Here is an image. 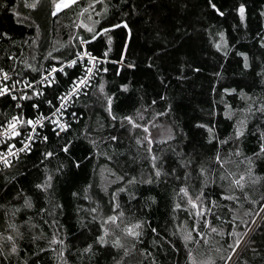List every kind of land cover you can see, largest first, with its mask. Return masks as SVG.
I'll return each mask as SVG.
<instances>
[{
  "label": "trees",
  "instance_id": "obj_1",
  "mask_svg": "<svg viewBox=\"0 0 264 264\" xmlns=\"http://www.w3.org/2000/svg\"><path fill=\"white\" fill-rule=\"evenodd\" d=\"M24 2L25 0H0V4L5 5L0 7V67L11 71L16 79L25 72L30 79L32 77L37 79L39 78L37 73L25 68V61L38 69L41 66L47 69L51 64L58 63L55 60H46L44 57L47 52L55 47L59 51L53 55L67 58L69 51L74 53L77 50L70 46V37L72 44H78L76 34L82 36L88 34L83 28L74 26L80 23L81 18L76 15L80 11L79 7H74L71 11L64 10L53 17L50 11L43 8L40 10L25 8ZM88 2L89 0H83L80 7ZM215 2L222 10H227L225 17L216 15L206 5V0H127L128 6L123 10L119 7L120 0H111L112 6L99 26L108 27L123 20L129 24L131 35H128L129 29H113L109 33L113 37L111 46L108 45L107 37L102 40L98 38L97 41L86 46L87 50L98 57L103 55L106 48H111L107 61L103 62V67L108 71L101 72L94 83L98 84L100 77H103L106 92L113 95V110L117 117L135 116L137 109L147 107L156 100L157 103L145 113L144 121L151 118L153 111L165 112L164 116L157 117L158 126L152 129L153 138H162L160 134L162 126L168 128L172 126L173 132L178 136L172 146L186 156L194 158L197 164L208 165L209 158L217 148H221L222 155L227 157L230 149L238 147L243 155L231 157L229 170L236 173L246 171L247 164L239 161L249 157L253 159L254 174L264 178V158L253 157V153L259 147L257 129L264 128V120L258 116L248 119L245 133L235 145L232 140L225 145H220L216 141L208 144L206 129L196 126L198 123L208 124L214 128V134L220 140L227 139L233 134L236 121L242 118L239 110L252 103L251 100L241 99V89L246 95L255 96L257 100L264 97V82L256 75L260 71L261 58H264V49L260 48L257 39V33L264 32V17L259 15L260 11L264 10V0H215ZM240 3L246 6V19L243 24L234 11ZM134 6L137 7L132 10ZM100 7L103 5L101 4L97 11ZM9 9L18 11L19 17ZM82 19L85 23H89L87 14ZM93 19L99 17L93 16ZM220 30L225 32L231 49L227 56L223 52L216 51L209 35ZM4 33L7 35L4 36ZM215 38L219 39L218 36ZM61 44L65 47L60 48ZM238 52L248 55L250 68L243 67L244 60L242 56L237 55ZM9 56L14 59L9 60ZM33 56L35 60L32 59ZM129 63L134 64L135 67L128 68ZM80 70L77 66L66 68L67 76L59 73L58 85L46 90V98L53 99L63 92L70 83L71 77L79 75ZM217 72L220 73L219 77L215 75ZM124 84L128 85L127 91L121 89V85ZM224 89H236V91L225 93ZM161 96L164 97L163 100L159 99ZM93 102L94 97H81L78 102L69 105L67 114L63 118L71 121L72 129L60 141L57 142L55 136L51 135L50 128L43 130L42 134L50 135V143L48 145L38 143L32 153L22 154L20 163L7 174V185H5L4 171L0 169V232H4L8 221L12 220L24 233L22 240L17 239L19 251L12 257V264H20L26 258L31 259V253L47 247L48 240L52 236V229L44 223L47 217H42L39 213L40 208L46 207L45 196L42 193L37 196L34 184L43 179L44 165L39 163L40 153L46 148L57 150V143L63 144L67 139L75 140V144L70 155L57 150L58 160L64 163L65 168L63 174H54L55 202L63 205L62 214L57 215L56 218L63 226L60 237L66 241L67 264H115L118 260L121 264L125 262L152 264L153 257L157 264H188L186 249L179 233L173 235L177 227L175 217L178 215L180 221H184L186 217V213L172 212L173 197L178 185L163 177L159 182L152 184L137 182L133 185H124L121 182V186L126 187L127 190L118 194L117 201L125 213V223H132L137 219L146 222L144 234L139 241H133L131 238L123 240L124 246L130 249L128 257H124L122 249L113 248L111 245L102 248L94 244L96 237L100 235L99 224L95 226L87 224L83 214H78L76 209L95 206L101 197L103 198L101 207H107L109 196L101 191V187L108 186L115 191L117 186L109 183L114 177L108 171H104V179H101L102 169L112 168L119 174L127 173L129 178L136 176L139 181L141 175L147 177L150 166L147 159H144L147 155L144 149L138 150L135 136L128 130L130 126L124 122L122 130L121 121L117 119L114 123L111 122L99 104L94 110L87 107ZM25 105V110L31 112L27 102ZM225 105L231 109L232 119L224 115ZM41 110L47 113L48 105L42 103ZM72 112L78 113V119L72 120ZM14 113V106L0 98V119H3L4 114L10 116ZM106 118L111 126L105 124ZM88 123H91L92 128L95 129L94 137L106 138L110 134H119L118 143L105 139L104 144L100 145L101 153L112 155L111 161L102 154H96L92 145L79 137V132ZM99 125L105 127L100 128ZM136 135H140V130H136ZM153 148L157 154L163 148L169 165L177 166L172 162L178 158L167 146L154 144ZM133 157L136 159L133 160ZM75 161H79V167L76 166ZM56 166L57 160H52L47 165L49 169H54ZM165 171H171V167L166 165ZM179 171L183 176V170ZM212 175L219 181L218 167ZM227 185L226 181L225 187ZM196 187L199 188V183ZM21 190L32 199L33 209L21 207L23 196L17 198L16 195ZM221 190L217 183L215 187L210 185L207 191L209 196L218 200ZM245 191L252 200L256 201V204L243 201L244 206L241 208L236 204H229L228 201H222L224 205L237 208L236 214L240 219L233 221L232 214L225 207L221 215L227 223L216 221L213 217V226L223 227L225 232L231 233L234 231V224L236 232L241 236L245 234L249 224L253 222L250 215H245V211L255 215L261 209L259 205L264 200V179L256 184L248 181ZM74 192L78 194L75 197L72 195ZM85 195L91 197V201L84 199ZM130 195L135 199H130ZM152 198L155 199V203H152ZM241 199L243 200L242 194ZM12 208L20 209L15 217L11 216ZM33 224L39 227L33 229L30 227ZM149 225L157 228L159 235L153 234ZM41 231L44 233V238L33 242L32 237ZM116 235L121 233L117 231ZM209 236V244L205 245L201 241L196 249L195 258L199 261L211 254L216 264H223L220 256L227 258V252L222 251L217 254L215 249L217 247L226 249L237 237L221 238L211 233ZM163 238L174 243L176 249L174 250ZM87 244H94L92 252L90 255L82 256L80 250ZM133 244L135 248L132 247ZM54 247L58 252L60 246ZM253 249L259 255H255ZM141 250L151 252L153 256H143ZM239 253L238 259L235 258L233 264H264V220H261V217L256 229ZM121 257L124 259L121 260ZM41 259L43 264H58L56 253L49 252Z\"/></svg>",
  "mask_w": 264,
  "mask_h": 264
},
{
  "label": "snow or ice",
  "instance_id": "obj_2",
  "mask_svg": "<svg viewBox=\"0 0 264 264\" xmlns=\"http://www.w3.org/2000/svg\"><path fill=\"white\" fill-rule=\"evenodd\" d=\"M83 0H25L24 7L32 10H40L43 8L46 11H50L53 17H56L59 13L64 10L71 11L74 7H79L80 11L76 13L80 19V23L74 25L77 28H83L87 32V36H82L79 33L76 34V40L78 44H72L71 37L69 39V44L77 50L72 53L69 51L67 58H63L61 55H53L57 53L59 49L53 47L51 51L47 52L45 55L46 60H55L57 64H51L47 69L41 66L39 69L33 65L24 62L25 68L30 69L31 72L37 73L39 79L35 77L29 78L28 74L25 72L19 76L18 79H13L9 72L0 68V98L5 102L14 106L15 113L12 115L4 114L3 119H0V169L4 171L5 174V185H7V174L10 172L17 164L20 163L21 155H27L33 152L34 146L38 143L48 145L50 143V135L42 134L43 130L51 129V135H54L56 141H60L62 137L66 136L72 129V123L69 120H65L63 117L67 114L66 110L70 104H74L79 101L81 97H94V102L87 105L90 109H95L96 105L99 104L100 107L104 109L107 114V118H110L111 122L121 121V129L124 128V122L127 123L129 127V132L135 136V144L139 148H143L146 152L144 159H147L148 165L150 166L149 173L145 178L141 175L139 181L136 176L128 177L127 173L119 174L112 168L102 169L101 179H104V171H108L114 177L113 180L109 181L110 184H115L116 190L112 191L108 186H102L101 191L109 196V203L106 208L101 207L103 198L101 197L95 206L88 208H77L78 214H83L84 219L87 224L95 226L99 224L100 235L96 237L94 244H98L100 247H106L111 245V247L116 249H122L124 257L130 255V249L124 246L123 240L131 238L133 241H139L144 234L145 221L142 219H137L132 223H125V213L121 209V205L117 201V196L119 193L125 192L127 189L121 186V182L124 185H133L137 182L142 184H152L154 182H159L163 177L168 179L170 182L178 185V190L175 191L172 203V212L176 213H186L184 221H180L178 215L175 217L177 221V227L173 235L177 232L180 235V239L183 241V246L186 249V261L188 264H216L213 255L209 254L205 259L196 260V249L203 241L205 245L209 244L210 236L209 233L215 234L221 238L226 236L237 237L232 244H228L226 249L217 247L215 249L216 253L219 254L222 251L227 252V258L223 255L220 259L223 264H230L235 258L238 259L240 253L238 248L242 246L241 241L243 236L239 232L235 231V225L233 224L234 231L231 233L225 232L223 227L213 226L212 218L214 217L216 221L221 223H227V221L222 217L221 211L227 207L229 213L232 214V220L235 221L240 219L236 214L238 209L233 208L221 203L222 201H228L229 204H236L239 207H243V201H249L251 204L255 205L256 201L252 200L247 191H245L246 183L250 181L252 184L258 183L262 177L256 176L253 172V159L249 157H244L239 163H246L247 169L244 172L236 173L232 172L228 168V164L232 163L231 157H241L243 154L240 152L238 147L230 149L227 157L222 155V149L217 148L212 157L209 158L210 163L205 165L203 163L197 164L194 158L188 157L185 154L176 150L172 144L178 139V136L173 132L172 126H169L168 135L159 139H154L152 136V129L156 128L158 125L156 123L157 117H162L165 112L153 111L150 119H147L145 113L148 112L149 108L157 103L156 100L151 102V105L144 107L142 109H137L135 116L133 115H122L117 117L113 110V95H109L105 89V83L103 77H100L99 83H94L96 77L101 72H107L108 69L103 67V62L108 59V52L111 48H106L105 52L101 57L95 56L92 52L87 50L86 46L94 41L103 39L107 37L108 45L111 46L113 37L109 33L113 29L123 28L129 29L128 35H131V30L129 24L126 21H120L118 24H110L108 27L99 26L101 25V20L104 15L107 14L108 9L112 6L111 0H89V2L80 7ZM103 7L97 8L100 5ZM206 5L215 12L216 15L220 17H225L227 10H222L221 6L215 2V0H206ZM5 5L0 4V7ZM127 0H120V9L127 7ZM137 6H134L132 10H135ZM13 11L14 14L19 17L20 13L14 9H9ZM234 11L238 14L240 22L243 24L246 19V6L240 3ZM87 14V21L85 23L82 17ZM128 13H125L127 15ZM259 15L264 17V10H261ZM93 16L99 17V19H93ZM99 26V27H98ZM4 36L7 34L4 33ZM210 38L212 46L217 52H223L227 56L228 51L231 50L228 46L226 40V35L223 30L218 31L215 34L210 33ZM218 36L219 39L215 37ZM257 39L261 49H264V32L257 33ZM35 43V41H33ZM65 45L61 44L60 48H64ZM127 48V43L125 42V49ZM83 49V50H79ZM243 57L244 63L243 67L248 69L251 67L249 63V57L246 53H237ZM9 60L14 59L9 56ZM35 60V56L32 57ZM124 56L122 54V60ZM80 67V74L73 75L71 77L70 83L67 84L65 90L56 95L53 99L46 98V90L48 88H54L58 85V74L63 73L65 76L68 75L66 68H76ZM128 68H134V64H127ZM151 67V65H150ZM217 77L220 73H215ZM257 77H260L262 82H264V58H261L260 71L256 73ZM11 81V83H9ZM44 87H41V86ZM121 89L127 91L128 85H121ZM236 89H224L225 93L235 92ZM240 97L242 100H251L252 103L247 104V106L239 111L242 113V118L236 121L234 125L233 134L224 140H220L214 134V128L208 124H197L198 128L206 129L208 133L207 143L212 144L214 141L218 142L220 145H225L232 140L235 145L237 141L245 133V128L248 119L253 116H258L261 120H264V97L257 98L255 96L246 95L243 90L240 91ZM159 99L163 100L164 97L161 96ZM27 102L28 107H30L31 112L26 111ZM48 105L47 113L41 110V104ZM167 111V110H166ZM83 115V113H80ZM224 115L228 119H232L231 109L228 105H225ZM72 120L78 119V113H71ZM106 118L105 124L111 126L109 120ZM139 121V122H137ZM100 128L105 127V125H99ZM136 130H140V135H136ZM95 129L92 128L91 123H88L79 132V137L87 140L91 145L93 150L98 155H104L106 159L111 161L113 159L112 155L108 153L100 152V145L104 144L105 139L118 143L119 134H110L106 138L94 137ZM258 150L253 153L255 158H264V128H258ZM75 144V140L67 139L63 144L57 143V150L64 153L65 155H70L72 147ZM154 144H159L162 146H167L169 150L174 153L175 157L178 159L172 163L177 166H171L168 162V157L164 154L163 148L160 153L157 154L153 148ZM19 145V146H18ZM57 150L52 148H46L40 153L39 163L44 165L43 169V179L40 182L34 184V189L36 190L37 196L41 193L45 196V205L39 209V213L42 217H47L44 219V223L48 224L52 229V236L48 240L47 247H42L38 249V252L31 253V259L26 258L20 264H43L42 256H46L47 253H56V259L58 264H67L66 260V241L60 237V233L63 230V226L60 221L56 218L57 215L62 214L63 205L55 202L54 194V184L55 176L54 174H63L65 165L63 162L58 160ZM91 154V153H90ZM136 157H133L135 160ZM52 160H57V166L54 169H49L47 167L48 163ZM77 167H79V161H75ZM171 167V171H165V166ZM217 167L220 170L219 181L212 175ZM183 170V176L180 175L179 170ZM228 182L227 187H225V182ZM199 183V188L196 184ZM219 183L222 189L219 193L218 200L212 198L208 195V188L210 185L215 187ZM87 192V189H85ZM241 194L243 200L241 199ZM17 198L23 196L24 209H33L34 205L32 199L26 196L23 191L18 192ZM74 197L77 193L72 194ZM84 199L90 200L91 197L85 195ZM130 199H135L134 196L130 195ZM152 203H155V199L152 198ZM264 208V200H262L259 205ZM11 216L15 217L16 213L20 211L19 208H12ZM7 215V213H6ZM245 215H250L255 222L256 217H261L264 220V213H256L252 215L251 213L245 211ZM90 218V219H89ZM31 219V218H30ZM246 223V222H245ZM31 228H37L38 225H30ZM151 232L157 234V228L151 227ZM252 228V225L248 226ZM207 230V231H205ZM254 230V229H253ZM119 231L121 235H116ZM15 233V235H13ZM114 238H110L113 237ZM24 233L19 230L16 223L9 220L7 223V229L4 232H0V264H12V257L16 256L18 253L17 239H23ZM44 238V233L41 231L39 234L32 237V241L35 242L38 239ZM166 243H168L174 250L176 245L166 238H163ZM227 244V240H225ZM94 244H87L83 249H81V255L91 254ZM59 245V251L54 247ZM135 248V244L132 245ZM255 255L259 253L255 252ZM141 255L143 256H153L151 252L146 250H141ZM121 257V260L124 259ZM115 264H121L118 260ZM126 264V262H125ZM152 264H157L155 257H153Z\"/></svg>",
  "mask_w": 264,
  "mask_h": 264
},
{
  "label": "built area",
  "instance_id": "obj_3",
  "mask_svg": "<svg viewBox=\"0 0 264 264\" xmlns=\"http://www.w3.org/2000/svg\"><path fill=\"white\" fill-rule=\"evenodd\" d=\"M82 50H83V49H82ZM90 52H91V51H90ZM94 55H95V54H94ZM95 56H96V55H95ZM97 57H98V56H97ZM0 68H3V67H0ZM3 69H4V68H3ZM4 70L7 71V72H9L10 75H12V72H11V71L6 70V69H4ZM12 77H13V75H12ZM13 79H16V78L13 77ZM37 79H39V78H37ZM9 83H11V81H9ZM41 87H44V86L42 85ZM18 146H19V145H18ZM262 210L264 211V208L261 209L258 213H263ZM259 218H260V217L257 216L255 222L253 221L250 225H252V227H254L255 224L258 223ZM251 229H252V228H248V230H246V233H245V235L243 236V240L241 241L242 246H243L244 243L246 242V239H248V237H249L248 235H249L250 232L252 231ZM242 246L238 248V252L240 251V249L242 248ZM234 260H235V254H234V259H233V261L230 262V264H233Z\"/></svg>",
  "mask_w": 264,
  "mask_h": 264
},
{
  "label": "rangeland",
  "instance_id": "obj_4",
  "mask_svg": "<svg viewBox=\"0 0 264 264\" xmlns=\"http://www.w3.org/2000/svg\"><path fill=\"white\" fill-rule=\"evenodd\" d=\"M168 129H169L168 127H166V126L163 127V126H162V128H161L162 131L160 130V134H161L162 137H165V136L168 135ZM261 209H263V208H261ZM261 209H260V210H261ZM260 210H259V211H260ZM262 211H263V210H262ZM263 213H264V211H263ZM256 218H257V217H256ZM259 219H260V218H259ZM251 223H252V222H251ZM249 225H250V224H249ZM257 225H258V223H256L255 226L252 227V229H251L252 231H251L250 234L248 235L249 237H250L251 233L256 229ZM248 228H249V227H248ZM253 229H254V230H253ZM247 230H248V229H247ZM245 233H246V232H245ZM244 235H245V234H244ZM244 235H243V236H244ZM249 237H248V238H249ZM246 240H247V239H246Z\"/></svg>",
  "mask_w": 264,
  "mask_h": 264
}]
</instances>
